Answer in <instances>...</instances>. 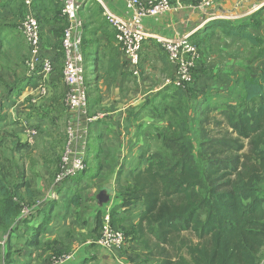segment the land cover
Returning <instances> with one entry per match:
<instances>
[{
  "label": "crops",
  "instance_id": "1",
  "mask_svg": "<svg viewBox=\"0 0 264 264\" xmlns=\"http://www.w3.org/2000/svg\"><path fill=\"white\" fill-rule=\"evenodd\" d=\"M169 1L168 13L142 21L145 40L139 75L133 76L114 39V30L104 17L106 12L128 19L130 12L125 0H80L87 109L88 115L95 119L88 123L87 129L84 157L87 169L73 181L55 187L53 179L72 115L63 104L60 40L64 22L60 4L55 0H33L27 9L22 0H0V56L12 54L15 68H22L23 73L20 78L5 75L9 70L0 64V164L10 160L16 150L38 158L36 171L31 170L25 180L24 172H20L24 182L18 183L9 168L6 180L21 185L18 196L25 205L43 200L39 207L43 210L13 232L9 264H50L53 255L68 252L70 264H158L137 241H127L124 251H108L98 246L99 220L109 213L114 227L128 230L136 227L143 202L121 206V189L131 187L132 176L146 167L148 156L156 150L159 132L168 126L166 106L175 105L176 93L185 97L189 120H197L198 113L203 117L209 110L211 113L237 106L244 99L242 85L247 76L256 77L264 69V55L259 59L256 46L226 35L218 27H209L216 20L239 24L232 21H242L253 13L252 0H224L202 11L196 6L199 0ZM27 14H32L40 25V54L52 62L51 72L31 73L25 64L30 50L14 23L19 24ZM209 16L215 19L209 20ZM249 31L259 38L257 32ZM182 36L190 38L200 56L189 92L164 86L165 78L171 77L174 69L158 43ZM12 130L16 131L13 139ZM31 130L35 131L32 136ZM9 139L14 147L6 152ZM48 150L51 159L49 155L44 157ZM74 193L80 199L77 206L67 202ZM50 200L55 205L49 221L34 239L32 231L43 222L44 209ZM1 239L0 236V264H3L7 246Z\"/></svg>",
  "mask_w": 264,
  "mask_h": 264
},
{
  "label": "trees",
  "instance_id": "2",
  "mask_svg": "<svg viewBox=\"0 0 264 264\" xmlns=\"http://www.w3.org/2000/svg\"><path fill=\"white\" fill-rule=\"evenodd\" d=\"M209 27L264 48V38H256L244 24L216 20ZM263 55L264 49L259 59ZM242 88L243 101L222 111L211 131L203 125L207 117L189 120L185 97L176 93L174 107L166 106L168 126L159 132L160 147L132 176L131 187L121 189V206L142 201L144 209L135 228L117 229L126 243L137 241L158 264H264V69L247 76ZM199 120L195 143L191 133ZM20 186L0 172V236L7 246L3 264H9L13 232L43 210L33 211V200L25 205ZM67 202L77 206L78 194ZM54 205L48 201L32 238L45 229ZM23 208L30 209L24 217Z\"/></svg>",
  "mask_w": 264,
  "mask_h": 264
},
{
  "label": "built area",
  "instance_id": "3",
  "mask_svg": "<svg viewBox=\"0 0 264 264\" xmlns=\"http://www.w3.org/2000/svg\"><path fill=\"white\" fill-rule=\"evenodd\" d=\"M60 4V14L64 21V29L60 40L62 49V81L65 87L64 103L72 114L67 123L65 142L59 158L53 183L60 186L86 170L84 162L87 145L88 123L95 119L88 115L87 85L85 82L84 58L82 54L83 21L79 17L80 0H55ZM224 0H199L196 5L199 10H209L215 4ZM28 9L33 0H22ZM128 19H122L110 13H104L108 24L114 30V39L126 58L133 76L139 75L140 53L145 34L142 21L147 17H159L171 10L169 0H125ZM264 6V2L254 5L252 12ZM214 20L213 16L208 17ZM20 31L30 50V57L25 61L31 73L35 71L51 72L53 64L48 58L41 56V30L37 19L27 14L21 22ZM165 52L174 72L164 80L165 87L187 90L194 83L196 64L200 58L199 51L188 36L174 40L158 41ZM102 116H99V118ZM84 122V125L82 123ZM35 134L34 130L29 132ZM31 137L29 142H31ZM43 205V200L35 203L33 208ZM29 208H23L21 216L29 214ZM96 244L108 251H121L126 245V239L121 230L113 227L109 213L101 218V227ZM71 254L53 255L50 264H70Z\"/></svg>",
  "mask_w": 264,
  "mask_h": 264
},
{
  "label": "rangeland",
  "instance_id": "4",
  "mask_svg": "<svg viewBox=\"0 0 264 264\" xmlns=\"http://www.w3.org/2000/svg\"><path fill=\"white\" fill-rule=\"evenodd\" d=\"M252 2H253L252 6H254L256 4L263 3L264 0H258V1L257 0H252ZM262 12H263V16H260V13H262ZM11 20H14V18L11 19ZM21 22L22 21H20L19 24L17 22L14 23L15 28L17 30H19V32H21L20 31ZM232 22L244 24L248 28H250V30H252L253 32H257L259 34L258 37L260 36L261 38H264L263 34H262V29L264 27V6L260 7L259 10L247 15V17L245 19H243L242 21H239V22L232 21ZM20 35H22V33H20ZM21 37H23V35ZM23 39H24V37H23ZM256 49H257V55H259V52L262 51L264 48H263V46H261V47L256 46ZM0 64L2 65V67L4 69L9 70V71L4 73L5 75H10V76L15 77V78L22 77V75H23V73L21 71L22 68H15L14 56L12 54L5 53L2 56H0ZM63 104H64V107H66V104L64 102H63ZM226 109H227V107L226 108H221V109H219L220 111H217V112H211L210 113V110H209L206 113H204L203 117L201 118V120H202L203 118L207 117V120H205L204 123H203L204 127L206 129H210V130L214 129V123L222 118L221 112L226 110ZM200 117H201V115H200V113H198L197 118H200ZM200 121H197L194 124L193 131L191 133V136L194 139L195 143H197L199 141L198 134H199V130H200L199 127H200V124H201ZM11 135L13 136L12 139L14 137H16V131L12 130L11 131ZM12 139H9L7 141L8 144H9V147L5 150L6 152L9 151L8 149H12L14 147V142H13ZM10 143H11V145H10ZM160 144L161 143L159 141L156 144V148H159ZM0 149H1V146H0ZM50 150H48V154L46 156H44V157H47L49 155V159H51L52 154L49 153ZM42 154H43V152H42ZM37 160H38V158L35 159L33 157L32 153L26 154V152L24 150H22V151L16 150L15 154L12 156V158L10 160L7 159L5 162L3 161V163L0 164V167H1L0 172L4 176H6L8 174V168H9V171L12 172V175L14 177H17L18 183L24 182L21 179L22 176H21L20 172H24L23 178L25 180V176L27 178V176H30V174L32 173L31 170L36 171V169H37V163H36ZM0 162H2V161L0 160ZM84 162H85V165H87V162H86L85 158H84ZM6 167H7V169H6ZM86 169H87V166H86ZM72 179H70L69 181L70 182L73 181ZM14 182H16V181L14 180ZM49 183H48V185H49ZM66 185H67V183L65 184V186ZM124 249H125V245H124V247H123V249L121 251H124Z\"/></svg>",
  "mask_w": 264,
  "mask_h": 264
}]
</instances>
